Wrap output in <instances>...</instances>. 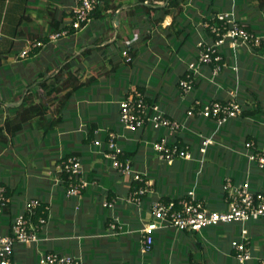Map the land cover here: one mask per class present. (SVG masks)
I'll list each match as a JSON object with an SVG mask.
<instances>
[{
  "label": "crops",
  "instance_id": "1",
  "mask_svg": "<svg viewBox=\"0 0 264 264\" xmlns=\"http://www.w3.org/2000/svg\"><path fill=\"white\" fill-rule=\"evenodd\" d=\"M189 1H183V9L177 12L176 8H163L165 0H100L85 26L55 42L44 41L34 54L20 58L19 52L28 42L47 36L69 23L75 0H0V182L10 189L12 194L8 198L17 213L33 197L41 199L49 210L39 242L29 246L16 245L14 264H19L25 257L30 264H40L38 258L43 251L75 255L85 264L77 254L76 243L80 244L79 241L86 237L99 236V233L84 231L89 223L91 226L98 224V229L104 230V235L110 237L105 240L107 244L111 243L123 251L133 240H129L128 236H134V245L137 244L142 260L139 263L130 260L129 264H160L162 254L157 251L156 242L167 236L168 230L194 239L199 233L206 241L207 238L202 235L204 230L215 234L217 227L223 226L224 231L218 233L214 241L220 253L218 257H205L203 240L195 239L194 251L201 256L195 257L193 251L187 254L173 252L168 256L170 264L174 263L173 260L182 264H239L231 247L236 227L239 230L241 227L236 222L194 232L161 228L155 231L150 252L143 254L140 250V230L143 223L150 219V206L155 199L165 196L176 198L194 189L196 196L210 208L223 209L226 205L223 190L226 177L235 182L248 179L252 189L264 192V171L249 162L244 147L236 145V139L231 138L233 133L242 135L245 132L264 148V53H256L250 45H240L235 51L225 45L222 48L225 64L221 70L213 75L214 64L202 65L198 75H195L192 92L182 95L176 87L177 79L189 62L195 59L198 51L196 44L201 37H205L200 23L205 15L204 0H198L195 6L199 9L193 10V6L188 7ZM249 1L233 0L232 5L236 6L243 24L264 39V7L254 8ZM217 3V10L227 9L225 0H218ZM255 6L258 7L257 4ZM255 27L258 30L253 29ZM178 29H182L183 33L175 35ZM185 33L191 35L184 37ZM13 48H18L19 52L13 54ZM124 49L129 57L124 56ZM66 62L73 64L74 69L78 68L80 81L85 85L76 89L61 109L60 121L47 133L24 125L15 135H10L5 129L6 122L23 106L25 96L32 94L34 102H37L34 90L45 92L38 85L43 75L56 72ZM16 70L22 73L18 82L11 79L13 73H18ZM79 71L89 73L84 78ZM132 85L144 88L151 101L159 104L170 119L179 120L181 130L170 133L168 128L155 129L150 125L134 131L125 129L121 124L123 130L115 127L119 121V101ZM235 90L237 97L244 100L247 111L258 110L256 115L248 114L241 120L235 118L234 123L226 122L220 126L213 120L186 115L193 99H226ZM57 102L55 99L50 105L52 110ZM91 127L94 128V136L86 141ZM108 131L119 135L118 142L124 153L125 150L132 151L130 157L124 158H128L135 170L151 184L150 192L140 204L124 200L131 191L133 181L129 175L115 169L111 160L104 156V138ZM165 136L171 141H186L191 158L177 159L176 163L160 160L152 144ZM205 138L209 139L207 145L203 144ZM96 139H101L100 146L94 143ZM243 139L244 135L241 141ZM21 151L25 156L18 158L15 153ZM78 151H81L85 177L92 187L83 189L78 196H67L65 187L63 195V174L58 172L56 164L66 153ZM179 160H194L198 168L193 185L187 189L177 186L178 190L173 194L172 187L162 186L158 177L164 175L167 166L178 167ZM207 162L209 165L206 167ZM197 176L203 177L201 189L197 187L200 181ZM108 194L113 196L108 198ZM105 200H115V203L112 207L105 206ZM69 204L73 207L72 213L69 212ZM55 206L57 209L53 212ZM84 209L88 215L85 213L84 226L79 221L76 223L77 228H83L75 236L72 229L65 227H71L75 224L74 219L83 217ZM143 213L146 219H143ZM55 214L63 218L58 219ZM10 218L0 215V234L9 232ZM260 221L263 223L264 219L246 225L251 249L258 257L262 255H258L252 247L251 233L254 227L258 233ZM116 234L120 236H111ZM68 246L72 247V253L62 251ZM155 254L156 257H153Z\"/></svg>",
  "mask_w": 264,
  "mask_h": 264
},
{
  "label": "built area",
  "instance_id": "2",
  "mask_svg": "<svg viewBox=\"0 0 264 264\" xmlns=\"http://www.w3.org/2000/svg\"><path fill=\"white\" fill-rule=\"evenodd\" d=\"M100 0H75L72 8V17L69 23L62 29L50 32L47 37L50 42L70 34V29L79 30L90 20L93 12L98 8ZM220 21L209 23L203 21L202 26L209 28L214 35L210 41L201 38L196 46L197 56L189 62L186 74L179 80V89L182 95H188L194 86L195 75L199 73L204 64H214L212 73L216 75L224 65L222 47L228 45L234 51L240 45H259V36L247 30L239 23L234 7L221 10L216 14ZM44 42L40 39L28 42L19 52L20 58L30 55L34 48L42 47ZM242 112V105L237 100L236 90L224 100H200L194 99L186 110L189 117L200 116L213 120L217 126L226 123L232 118L238 117ZM119 123L127 130L134 131L150 125L157 128H168L170 133L181 130L182 123L170 119L158 104H149L144 96L136 88L130 90L119 101ZM119 135L115 131H108L104 141V156L110 159L112 166L119 172L129 175L132 181L144 182L130 191L124 199L127 202L140 204L142 198L151 190V184L144 180L141 172L135 170L131 161L121 159L124 154L119 144ZM209 139L203 144L207 145ZM97 146L102 144L101 139L94 140ZM154 151L160 160L172 163L176 159H189L191 152L188 147L182 148L169 138L161 137L152 144ZM245 152L249 162L260 170H264V148L257 147L254 141L245 142ZM204 151V148L200 149ZM56 169L61 174H67V196H78L83 189L89 186V180L85 177L82 160L77 155H69L56 164ZM226 205L223 209L210 208L204 200L196 196L194 189L186 194L169 200L155 199L150 206V219L143 223L140 230V250L143 254L149 253L154 244L155 231L161 228H172L176 231H199L202 228L219 224L236 222L241 225L238 236L231 240V247L239 264H264V256H255L250 246L247 223L264 219V192L252 189L248 179L239 182L226 177L223 184ZM6 189L0 185V214L9 202L5 193ZM115 200H105L104 205L112 207ZM42 201L37 197L28 199L24 209L18 212L13 219L10 231L0 234V264H14L13 254L16 245H32L39 242V232L47 224V219L39 216L37 222L32 221L36 209ZM47 208V206H45ZM112 227L114 225L112 224ZM38 261L40 264H83L81 258L67 253L56 251L40 252Z\"/></svg>",
  "mask_w": 264,
  "mask_h": 264
},
{
  "label": "trees",
  "instance_id": "3",
  "mask_svg": "<svg viewBox=\"0 0 264 264\" xmlns=\"http://www.w3.org/2000/svg\"><path fill=\"white\" fill-rule=\"evenodd\" d=\"M140 1L144 2V0H140ZM165 1H166V6H162L163 8H176L177 12H179L183 9V6L181 5V3H183V1H185V0H165ZM194 1L197 2L198 0H194ZM242 1H245V0H242ZM217 2H218V0H204V5H205L204 14L205 15L203 17V21H208L209 23H217V24L219 23L220 24V21L216 17V14L219 12V9L218 10L216 9V6L218 4ZM225 2H227L228 6H226L227 9L225 7H223L224 8L223 10L230 9V7L232 6V5L230 6V4L233 3V0H225ZM257 3H258V7H261V8L264 7V0H257ZM163 10H164V12H167L166 9H163ZM234 10H235L237 18L239 19L237 12H236V6L234 7ZM239 23L243 24V22L240 19H239ZM243 26L247 30L252 31L251 29L248 28L249 27L248 25L243 24ZM64 27L65 26L58 27L57 30H60ZM202 28H203V33L205 34V37L201 34L203 36L201 38H205L209 41L211 39H214V35L210 32L209 28H204V27H202ZM73 31H74V29H70V33ZM177 31L175 32V35L183 33L182 29H178ZM252 32H254V31H252ZM190 35L191 34L185 33L184 37H187ZM38 39L42 40L43 42L48 40L47 36L37 38L34 40H38ZM224 47H225V45L222 48H224ZM39 48H41V47L34 48V50L30 53V55L34 54V52L36 50H38ZM252 48L258 54L264 53V39L261 38L259 45L252 46ZM222 54H223V58H224L225 54L223 53V50H222ZM196 56H197V54H196ZM196 56H195V58H196ZM222 61H223V59H222ZM222 63H221V67H223ZM210 64H212V63H210ZM187 66H186V69L184 70V72L182 74H180L178 79H177V82H176L177 90H180L179 89V80L185 76L186 71H187ZM38 85L42 90L45 91L42 93H38L37 89L34 90V93L38 96V101L34 102V98H33L32 94L25 96L23 106H20V108L16 112L15 116L6 122L5 129L10 135H15L18 131H20L23 128L24 125L25 126L29 125V126H31V128L38 129L39 131H41L43 133H47L49 130L53 129L55 124L58 123L61 119V114L59 115V112L61 111V109L65 106V104L72 97L73 92L76 89L80 88L81 86L85 85V82L80 81V78L78 76V68L74 69L73 64H71L70 62H66L56 72H50L49 74H47L45 76L43 75V78H42V80H40L38 82ZM193 88H194V86H193ZM136 89L143 94L144 100L147 103L155 104V102L151 101L150 96H148L145 93L144 88H142L141 86H136ZM53 93H54V95H53ZM56 94H59V96ZM55 99H57L58 102H57V104H55L54 110H52L50 108V105H52V103L54 102ZM216 100L222 101L224 99L218 98ZM237 100L242 105V112L238 117H236L237 119L241 120L248 114L256 115L258 113L257 112L258 110L247 111L246 110V104H245L244 100H242V98L237 97ZM118 117H119V106H118ZM196 117H200V116H197V115L193 116V118H196ZM201 118H203V117H201ZM204 119H208V118H204ZM208 120H211V119H208ZM234 120H235V118H232V119L228 120L227 122L234 123ZM93 132H94V128L91 127L89 129V135L87 136L86 141L90 140L94 136ZM243 134H244V139L240 143L235 142V144L238 146L240 145V146L244 147V149H245L244 144H245V142L251 140L252 135H249V134L246 135L245 132ZM105 138H104V141H105ZM172 142L177 143L182 148L187 147L186 141H184V140H175V141L172 140ZM254 143L256 144L257 147H260V145L257 142H254ZM80 152L81 151L68 152L63 156V158H66L67 156L73 155V154L81 157ZM131 155H132V151L125 150V153L123 155H121L120 158L124 159V157H130ZM176 162H178V161H175V163ZM262 171H264V170H262ZM67 182H68L67 181V174H63V181H62V188H61L63 195H65V187L67 186ZM0 185H3L5 187L6 196L9 197L12 193H11L10 189L8 188L7 184L0 182ZM141 185H144V182L133 181L131 183L130 189L133 190L135 188H138ZM89 187L91 188L92 186H89ZM86 189H88V187ZM112 196H113V194H108L107 197L111 198ZM162 199L163 200H169L171 198L168 196H165ZM45 206H46L45 203L42 202L41 206L36 209L34 215L32 216V221L34 223L37 222L39 216H43L48 220L49 210H48V208H45ZM16 213H17V209H15L13 207V204L9 201L5 205V207L3 208V212L0 214L1 216H3V215L11 216L9 231H10V228H11V225L13 223V219H14V216L16 215ZM110 219H111V217L108 218V221H110ZM44 228H45V226H43L42 229L40 230L39 237H40L41 232L43 231Z\"/></svg>",
  "mask_w": 264,
  "mask_h": 264
},
{
  "label": "rangeland",
  "instance_id": "4",
  "mask_svg": "<svg viewBox=\"0 0 264 264\" xmlns=\"http://www.w3.org/2000/svg\"><path fill=\"white\" fill-rule=\"evenodd\" d=\"M197 2H194V0H190L188 7L193 6L192 10H193V8L199 9V6H195V4H197ZM249 3L252 7L257 8V9L259 8V7L255 6L256 4L258 5V3L256 1L251 0V1H249ZM231 7H233V5ZM200 23L202 24L203 21L201 20ZM253 29L258 30L257 27H255ZM258 36H259V39L262 38L260 35H258ZM18 52H19L18 48H13V54L18 53ZM123 54L125 57H129V54H128L126 49H124ZM99 67H100V65L97 66V68H99ZM17 72L18 73H13L11 76V79L14 80L15 82L20 81V79L22 77V76H20L22 73H19V71H17ZM79 73L82 76H84V78H85V75L86 74L88 75L89 72L85 71L84 73H82L79 71ZM134 88H136V87L134 85H132V87H130V89L127 92H129L130 90H132ZM210 126H213V124H211ZM115 127H119L121 130H123V127L120 125L119 121L117 124H115ZM229 132H231V131H229ZM219 134L221 135V133H219ZM230 134L231 133H229V135ZM243 135L244 134L240 135V134H234L233 133V134H231V138L236 139L237 143H240ZM206 139H208V138H205L203 140V142ZM191 151L193 152V149H191ZM151 153L153 155L155 154V153H153L152 150H151ZM15 155H18V158L25 156V154L22 151L16 152ZM98 159H99V157H98ZM208 165H209L208 162L205 163L206 167ZM197 168H198V163L194 160H179L178 167H176V165L172 166V167L167 166L166 172L164 173V175H162L161 177H158V179H160V183L162 184V186L169 187V188L172 187L173 194H176V192L178 190L177 186L182 187L181 189H187L193 185L194 178H196L195 174H196ZM202 178L203 177L198 178V176H197V179L200 180L199 185L197 186L198 189H201V182L203 181ZM260 178L262 179V177H260ZM263 180H264V177H263ZM22 187H23V184H22ZM257 187H258V185H257ZM71 202H73L72 199H71ZM210 206H212V205H210ZM56 209H57V207L55 206L52 211L54 212V210L56 211ZM72 211H73V207L71 204H69V212L72 213ZM53 212H52V214H54ZM85 213H86V215H88L87 210L85 212V209H84L83 217H81L79 220L74 219L73 222H75V224L74 225L72 224L71 227H65L66 229H69V230L72 229V231L75 232L74 233L75 236H77L76 233L78 231H80L81 228H83L81 226L79 228H77L76 223H78V221H79V223L84 226ZM88 213H89V210H88ZM55 217H57L58 219L63 218L62 216H59L58 214H55ZM146 218H147V216L143 213V219H146ZM254 222L255 221L249 222L248 226L250 224H254ZM89 224H90L89 226L84 227L85 228L84 231H86L88 233L89 232L90 233H99V236L90 237V238L86 237V238H83L82 241H79L80 244L76 243V247L78 249L77 254L83 258V261L85 264H129L130 260H133L136 263H139V261L142 260L140 257V254H139L137 244L134 245V242H135L134 236H128L129 240H132V239L133 240L131 242V245L129 247H127V249L125 251H123L121 248L114 246L111 243L107 244V241H105V240L109 239L110 237H106L104 235V233H105L104 230L98 229V224H94L93 226H91V223H89ZM258 224L260 226L258 233L256 232L257 230L255 227L252 228L253 233H251V237H252L251 242H252V247L256 249V253H258V255L264 256V222L262 223L260 221V222H258ZM223 231H224L223 226L217 227L215 234L210 233L208 230H204L202 235H204L207 238L206 241L203 240V238L201 237V234L197 233V236L195 239H200V240L202 239L203 240L205 257L208 256V257L213 258L214 255H215V257L219 256L220 253L218 252L216 245L214 244V241L216 240L215 236L218 235V233H222ZM238 231H239V227L237 226L236 230L234 232L235 233L234 235L237 236ZM80 233H81V231H80ZM166 233H167V236H165L163 239H160L156 242V248L158 249L157 251L162 254L161 259H160V264H161V262H162V264H168V263L170 264L171 258H169L168 256L170 254H172L173 252L176 253L177 251H183V253H185V254H187L190 251H193L195 257L201 256L199 253L197 254V251H194V249H195L194 245L196 244L194 238H190V237L186 238V237H183L182 234L176 235V233L174 231H171V230H168ZM83 235H85V234H83ZM111 236L112 237H118L120 235L116 234V235H111ZM75 238H77V237H75ZM104 242H106V243H104ZM42 249H44V248H42ZM62 251L72 253L73 250H72L71 246H68V248L63 249ZM153 257H156V254ZM173 262H174L173 264H182L180 262H177V260H173ZM230 263H233L232 259H230ZM19 264H30V262H28V258L25 257V258H23V260Z\"/></svg>",
  "mask_w": 264,
  "mask_h": 264
}]
</instances>
